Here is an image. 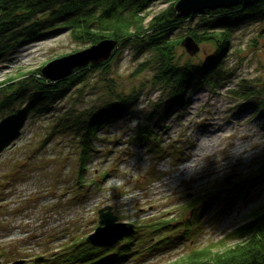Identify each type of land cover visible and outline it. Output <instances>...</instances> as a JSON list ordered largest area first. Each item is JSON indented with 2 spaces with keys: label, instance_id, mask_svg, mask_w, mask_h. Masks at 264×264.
Returning a JSON list of instances; mask_svg holds the SVG:
<instances>
[{
  "label": "rangeland",
  "instance_id": "obj_1",
  "mask_svg": "<svg viewBox=\"0 0 264 264\" xmlns=\"http://www.w3.org/2000/svg\"><path fill=\"white\" fill-rule=\"evenodd\" d=\"M163 6L155 0L147 12H156ZM258 26L257 22H243L234 31L225 63L232 75L222 87L213 92L198 86L187 93L185 104L169 113H156L155 117L161 113L163 116L155 128L158 137L172 136L175 145L167 147L171 149L169 156L143 157L130 152L125 166L119 163L120 151L130 142L132 131L145 114L152 112L160 97L161 91L150 85L133 112L100 128L94 141V159L83 178L92 182L99 172L110 170L104 180L105 192H91L81 199L84 189L74 187L78 146L72 135L55 123L66 109L78 111L105 99V79L112 78L115 87L125 92L147 83L151 71H136L146 53L136 57L125 45L110 61L108 73L90 72L85 86L79 84L71 89L52 111L24 119L26 128L21 136L0 152V264L20 259L29 264H62L63 257L54 253L64 250L72 237L85 238L94 231L98 209L105 204L112 205L118 220L135 225L161 219L181 221L206 204L198 214L203 228L189 242H211L213 249L231 245L235 240L227 233L264 200V114L262 110L245 108L227 91L241 78L264 83V35L258 34ZM85 46L65 31L26 43L7 60L0 61V83ZM212 50L213 45L205 43L189 53L181 44L177 53L182 60L197 61ZM24 154L34 158L25 164ZM243 177H257V181L225 208L227 189ZM156 240V236L150 239ZM184 245L158 251L138 263L129 260L128 264L173 260L182 254ZM40 255L49 261L35 263L34 258Z\"/></svg>",
  "mask_w": 264,
  "mask_h": 264
},
{
  "label": "trees",
  "instance_id": "obj_2",
  "mask_svg": "<svg viewBox=\"0 0 264 264\" xmlns=\"http://www.w3.org/2000/svg\"><path fill=\"white\" fill-rule=\"evenodd\" d=\"M154 1L0 0V61L7 60L26 43L44 39L58 31L68 32L86 46L104 38L117 40L109 59L99 65L76 68L61 80L50 81L43 76L41 68H36L28 74L10 76L1 82L0 152L10 148L21 136L23 128H26L24 119L52 111L55 103L65 98L71 89L79 84L85 86L90 72L101 70L108 73L110 61L128 45L136 57L147 54L136 67V71H151L147 83L125 92L115 87L112 78L105 79V99L78 111L66 109L57 117L55 125L70 133L78 146V174L74 187L84 189L82 200L91 192L104 191V180L110 170L99 172V177L92 182L83 178L94 159V141L98 139V131L133 112L148 85L159 89L160 97L154 102L152 112L145 114L139 126L132 131L130 142L120 151L119 163L130 158V152L138 153L137 148L151 156H169L171 149H166L174 142L163 145L164 139L161 136L160 139L155 130L156 125L161 124L162 113H169L176 106L185 104L187 93L198 86L215 92L225 84L232 75L226 70L225 63L231 53V39L236 28L243 22H257L258 34L264 35V0L248 5L205 8L189 15H179L174 8L177 0H159L164 6L156 12H147ZM194 18L197 19L195 22ZM177 28L180 30L176 31ZM186 37L198 46L205 43L213 45L211 54L197 61L191 58L182 60L177 49ZM227 91L245 108H252L255 112L262 110L264 114V83L241 78ZM157 112H162L159 117H155ZM22 158L25 163L34 157L24 154ZM253 178L243 177L227 189L225 208L249 191L257 181V177ZM205 206L181 221L161 219L136 224L133 234L110 248L93 246L85 238L77 236L70 239L64 250L54 254L63 257L62 264H128L129 260L138 263L153 253L185 244L181 255L159 264H264V200L250 209L245 220L227 233L226 236L235 241L221 249H213L211 242L202 245L189 242L203 228L198 214ZM154 236L157 240L150 241Z\"/></svg>",
  "mask_w": 264,
  "mask_h": 264
},
{
  "label": "water",
  "instance_id": "obj_3",
  "mask_svg": "<svg viewBox=\"0 0 264 264\" xmlns=\"http://www.w3.org/2000/svg\"><path fill=\"white\" fill-rule=\"evenodd\" d=\"M256 0H177L174 8L179 15H189L200 12L205 8H223L234 5H248ZM117 45V40L104 38L82 49L54 58L42 68L43 76L50 81L68 77L74 69L87 65H99L109 59ZM183 45L189 53L196 51L198 45L186 37ZM136 230L132 222L118 220L112 205L105 204L98 209V221L94 231L85 236V241L100 248H110L118 245L122 239ZM48 258L40 255L34 258L35 263L45 262ZM12 264H24V260H16Z\"/></svg>",
  "mask_w": 264,
  "mask_h": 264
},
{
  "label": "built area",
  "instance_id": "obj_4",
  "mask_svg": "<svg viewBox=\"0 0 264 264\" xmlns=\"http://www.w3.org/2000/svg\"><path fill=\"white\" fill-rule=\"evenodd\" d=\"M162 137V136H161ZM172 136H168L167 138H165L164 140H163V145H166L167 143H169L170 141H171V138ZM163 139V138H162ZM166 142V143H165ZM136 151L138 152V155H143V157H145V155H149L148 153H146V152H143L142 150H139V148H137L136 149ZM121 164H123V166H125V164H126V160L125 161H122V162H120V166H121Z\"/></svg>",
  "mask_w": 264,
  "mask_h": 264
},
{
  "label": "flooded vegetation",
  "instance_id": "obj_5",
  "mask_svg": "<svg viewBox=\"0 0 264 264\" xmlns=\"http://www.w3.org/2000/svg\"><path fill=\"white\" fill-rule=\"evenodd\" d=\"M28 262H30V261H28ZM24 264H29V263L26 262V263H24Z\"/></svg>",
  "mask_w": 264,
  "mask_h": 264
}]
</instances>
